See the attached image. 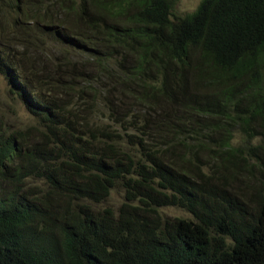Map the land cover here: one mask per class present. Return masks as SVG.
<instances>
[{
  "label": "trees",
  "instance_id": "obj_1",
  "mask_svg": "<svg viewBox=\"0 0 264 264\" xmlns=\"http://www.w3.org/2000/svg\"><path fill=\"white\" fill-rule=\"evenodd\" d=\"M179 1L0 0V264H264V0Z\"/></svg>",
  "mask_w": 264,
  "mask_h": 264
},
{
  "label": "rangeland",
  "instance_id": "obj_2",
  "mask_svg": "<svg viewBox=\"0 0 264 264\" xmlns=\"http://www.w3.org/2000/svg\"><path fill=\"white\" fill-rule=\"evenodd\" d=\"M203 0H180L176 5L173 13L175 17H184L187 14L193 13L198 6H200ZM173 17V19H175ZM0 112L5 113V118L10 120L11 122H19V125L22 127V121H28L29 115L27 114L25 108L21 104L19 98L13 96L9 93L6 83L3 78L0 76ZM30 123H25L23 126L27 127ZM120 201L117 206L121 204L123 199H121L120 195L116 196ZM167 210V209H166ZM171 214L173 216H179L184 218H192L188 213L184 211H175L172 210Z\"/></svg>",
  "mask_w": 264,
  "mask_h": 264
}]
</instances>
